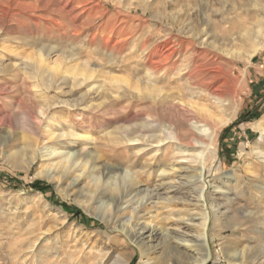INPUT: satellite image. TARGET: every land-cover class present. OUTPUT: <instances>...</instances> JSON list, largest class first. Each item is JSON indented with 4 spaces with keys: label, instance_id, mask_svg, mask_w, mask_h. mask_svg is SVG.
<instances>
[{
    "label": "rangeland",
    "instance_id": "obj_1",
    "mask_svg": "<svg viewBox=\"0 0 264 264\" xmlns=\"http://www.w3.org/2000/svg\"><path fill=\"white\" fill-rule=\"evenodd\" d=\"M18 1L25 5L15 7L9 3L0 7V20L5 24L0 32V59L4 63L0 65V115L12 122L11 127L0 123V264H119L121 260L138 264V253L130 251L123 236L107 230V226L117 227L123 218L113 213L107 196L115 195L119 184L126 185L134 178L148 191L132 197L131 202L143 205L161 173L171 177L165 170L172 161L164 160L160 153L152 158L150 150L136 155L134 148L107 144L102 137L105 131L126 123L135 114L145 117L149 113L150 117V101L107 99L106 113L91 112L96 128L88 130L94 137L91 148L95 157L121 168L119 177H102L85 160L64 153L71 149L54 145L59 148L53 152L49 144L31 133L29 116L35 123H43L39 110L47 111L51 118L54 112L59 114L63 118L60 122H75L73 114L77 111L60 107L55 101L62 98L70 102L80 90L57 83L45 89L31 66L41 51L50 52L47 66H43L46 70H53L54 60L65 69L71 64L65 60L70 53L80 65L95 68L102 75L101 81H96L106 86L124 85L126 80L140 84L150 77V56L138 58L135 49L145 41L150 44L157 34H164L168 26L166 12L179 18L184 0H176L177 5L167 10L166 0H52L67 15L34 9L29 4L34 0ZM138 3H145L148 11L143 13ZM31 7L34 10H28ZM70 20L84 24L74 31ZM120 28L123 34L118 33ZM113 44L121 46V51L110 53ZM250 44L248 41L241 46L240 55ZM234 68L240 74L244 65L237 62ZM248 69V90L240 94L242 107L222 128L217 141L219 174L232 179H214L216 187L212 189H226L235 199L233 210L216 222L212 232L213 259L207 264H233L240 258L264 264V161L256 156L257 150H264V139L260 140V132L254 127L255 121L264 119V46L258 49ZM109 92L115 93L113 89ZM18 111L20 114L13 116ZM63 169L66 174L61 179L56 171ZM75 179L81 182L78 190L70 187ZM35 182L44 189L35 188ZM100 191L106 197L100 196ZM175 195L186 200L187 193ZM126 204L123 202L122 207ZM163 211L158 209L157 213ZM171 212L183 214V209L172 204ZM152 221L159 222L157 218ZM219 227L222 228L217 232Z\"/></svg>",
    "mask_w": 264,
    "mask_h": 264
},
{
    "label": "bare ground",
    "instance_id": "obj_2",
    "mask_svg": "<svg viewBox=\"0 0 264 264\" xmlns=\"http://www.w3.org/2000/svg\"><path fill=\"white\" fill-rule=\"evenodd\" d=\"M9 3L15 7L25 5L18 0H0V7ZM30 3L37 10L46 9L67 15L52 0H34ZM144 4L138 3V6L146 13L148 7ZM175 5L176 0H166L164 9ZM261 13L264 14V0H184L183 13L179 18L166 12L168 26L164 34H157L150 39V44L145 41L142 47L135 49L138 58L150 56V77L141 80L140 84L126 80L124 85L106 86L96 81L102 75L95 68L80 65L70 53L65 58L68 64L71 63L69 67L63 69L61 62L54 60L51 63L53 70H46L43 66H47L50 52L43 54L39 51L36 55L37 62L31 66V70L41 78L45 89L57 83L80 90L70 102L62 98L58 103L55 101L60 107L77 111L73 114L77 117L75 122H60L63 118L59 114L54 112L51 118L47 111L38 109L44 120L39 125L29 116L31 133L38 135L40 142L49 144L53 152L59 148L54 145L71 149V152L64 153L85 160L102 177H119L121 168L95 157V151L91 148L94 137L88 130L96 128L92 124L95 117L91 112L106 113L107 99L150 101V117L149 113L145 117L135 114L126 123L105 131L101 136L107 144L134 148L136 155L150 150L152 158L160 153L164 160L172 161L165 170L171 177H163L164 173H161L143 205L136 206L131 202L132 197L148 191L140 180L134 178L126 185L119 184L115 195L107 196L113 213L123 215L117 227L107 226V230L123 236L130 251L138 253V264H207L213 259L212 232L216 230L220 217L227 216L233 210L235 199L226 189H212L216 187L212 183L214 179L221 176L232 179L229 175L219 174L217 141L222 128L235 117L241 106L240 94L248 90V67L258 49L264 46V19ZM70 23L74 31L84 24L72 20ZM4 27L0 20V32ZM118 33L123 34V28ZM248 41H251L250 47L245 48L244 55H240L239 49ZM110 48V53L117 49L121 51V46L115 44ZM237 62L244 65L240 74L234 68ZM3 64L0 59V65ZM227 86L229 88L225 89ZM109 89L115 93H110ZM19 112H14L13 116L16 117ZM0 123L8 127L12 125L9 117L1 115ZM254 127L260 132V140H263L264 119L255 121ZM256 156L264 161V150H257ZM65 172L66 169L56 171L61 179ZM80 185L79 179H75L70 187L78 190ZM179 192L187 193L186 200L175 195ZM130 194H133L130 199L125 200ZM99 195L104 197L105 193L100 191ZM123 202H127L124 207ZM172 204H179L183 214H173ZM158 209L165 211L157 213ZM237 211L242 210L238 208ZM153 218L159 222L155 223ZM240 259L233 264L254 263L253 260ZM119 264H127V261L121 260Z\"/></svg>",
    "mask_w": 264,
    "mask_h": 264
},
{
    "label": "trees",
    "instance_id": "obj_3",
    "mask_svg": "<svg viewBox=\"0 0 264 264\" xmlns=\"http://www.w3.org/2000/svg\"><path fill=\"white\" fill-rule=\"evenodd\" d=\"M33 186L35 187V188H37L38 190H43L44 188L41 186V183L40 182H35L34 184H33Z\"/></svg>",
    "mask_w": 264,
    "mask_h": 264
}]
</instances>
